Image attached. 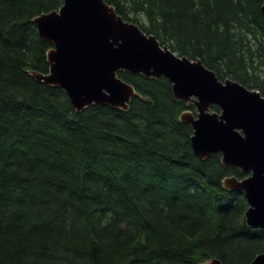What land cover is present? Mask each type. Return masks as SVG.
<instances>
[{"label": "trees", "instance_id": "obj_1", "mask_svg": "<svg viewBox=\"0 0 264 264\" xmlns=\"http://www.w3.org/2000/svg\"><path fill=\"white\" fill-rule=\"evenodd\" d=\"M180 56L264 95V0H106ZM64 0H0V264H249L264 228L247 224L243 178L197 156L165 76L120 70L145 98L77 111L41 82L52 43L32 19ZM213 110L221 111L214 104Z\"/></svg>", "mask_w": 264, "mask_h": 264}, {"label": "water", "instance_id": "obj_2", "mask_svg": "<svg viewBox=\"0 0 264 264\" xmlns=\"http://www.w3.org/2000/svg\"><path fill=\"white\" fill-rule=\"evenodd\" d=\"M32 22L53 44L47 53L49 69L33 71V77L65 89L77 111L93 104L128 109L133 98L144 99L118 75L120 70L167 77L175 98L196 106V113L185 110L180 115L194 128L195 154L205 159L219 152L225 165L242 169L243 178L227 176L223 185L247 198V224L264 228V95L259 90L219 79L201 59L180 56L162 45L106 0H64L59 9L43 12ZM213 104L221 111H213ZM202 264L223 262L213 258ZM249 264H264V252Z\"/></svg>", "mask_w": 264, "mask_h": 264}, {"label": "flooded vegetation", "instance_id": "obj_3", "mask_svg": "<svg viewBox=\"0 0 264 264\" xmlns=\"http://www.w3.org/2000/svg\"><path fill=\"white\" fill-rule=\"evenodd\" d=\"M213 105H214V104H213ZM213 105H212V106H213ZM212 106H211V107H212ZM195 109H196V106H195ZM212 110H213V109H212ZM195 111H196V110H195ZM213 111H216V110H213ZM216 112H218V111H216Z\"/></svg>", "mask_w": 264, "mask_h": 264}]
</instances>
